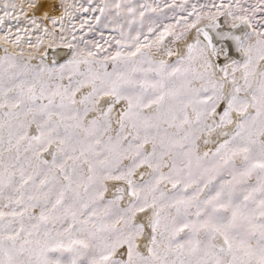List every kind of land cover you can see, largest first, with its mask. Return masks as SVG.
<instances>
[{
	"label": "snow or ice",
	"instance_id": "1",
	"mask_svg": "<svg viewBox=\"0 0 264 264\" xmlns=\"http://www.w3.org/2000/svg\"><path fill=\"white\" fill-rule=\"evenodd\" d=\"M39 7L0 0V264H264V0Z\"/></svg>",
	"mask_w": 264,
	"mask_h": 264
},
{
	"label": "rangeland",
	"instance_id": "2",
	"mask_svg": "<svg viewBox=\"0 0 264 264\" xmlns=\"http://www.w3.org/2000/svg\"><path fill=\"white\" fill-rule=\"evenodd\" d=\"M26 2H27V0H25V3ZM36 2H37V5H38V10L36 12L37 16L42 15L43 12H45V11H50L49 7H39V5H42V4L45 3V0H36ZM49 2H50V0H49ZM32 14H33L32 10L29 9L28 10V15L31 17ZM13 23H14V21H13ZM20 26L21 27H25L26 26L25 21L23 19H21ZM99 32H100V29L94 30L93 32H89L87 37H86V39H89V40H92V39L100 40ZM112 34L113 33H111L109 29H103V35H104L105 38H107L109 35H112ZM101 43H103V41H101ZM63 57H64V55L62 57H60L57 61H59L61 63L64 62V59H66V57L65 58H63ZM49 60L51 61L52 59L49 57Z\"/></svg>",
	"mask_w": 264,
	"mask_h": 264
},
{
	"label": "bare ground",
	"instance_id": "3",
	"mask_svg": "<svg viewBox=\"0 0 264 264\" xmlns=\"http://www.w3.org/2000/svg\"><path fill=\"white\" fill-rule=\"evenodd\" d=\"M66 52H67V49L63 48L62 46L57 45V46H54L52 49L49 50L48 56L51 59L54 57L56 60H58L63 55H64L63 58H65Z\"/></svg>",
	"mask_w": 264,
	"mask_h": 264
}]
</instances>
